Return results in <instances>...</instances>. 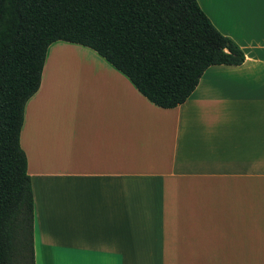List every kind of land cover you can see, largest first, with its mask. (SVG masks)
<instances>
[{
  "label": "crops",
  "instance_id": "0c3cea01",
  "mask_svg": "<svg viewBox=\"0 0 264 264\" xmlns=\"http://www.w3.org/2000/svg\"><path fill=\"white\" fill-rule=\"evenodd\" d=\"M245 53L163 109L94 50L49 46L20 141L33 264H264V0H197Z\"/></svg>",
  "mask_w": 264,
  "mask_h": 264
},
{
  "label": "trees",
  "instance_id": "16d2710c",
  "mask_svg": "<svg viewBox=\"0 0 264 264\" xmlns=\"http://www.w3.org/2000/svg\"><path fill=\"white\" fill-rule=\"evenodd\" d=\"M57 41L94 50L163 109L185 103L210 67L246 59L197 0H0V264H33L34 196L20 136Z\"/></svg>",
  "mask_w": 264,
  "mask_h": 264
},
{
  "label": "rangeland",
  "instance_id": "374dc122",
  "mask_svg": "<svg viewBox=\"0 0 264 264\" xmlns=\"http://www.w3.org/2000/svg\"><path fill=\"white\" fill-rule=\"evenodd\" d=\"M27 259H28V257H27ZM28 263H29V261H27V260H26V261H24V263H23V264H28Z\"/></svg>",
  "mask_w": 264,
  "mask_h": 264
}]
</instances>
